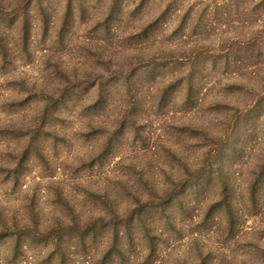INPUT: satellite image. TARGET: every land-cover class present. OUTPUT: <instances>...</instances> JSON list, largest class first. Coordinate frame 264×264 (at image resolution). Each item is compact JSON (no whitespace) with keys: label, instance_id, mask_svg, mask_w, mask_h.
I'll list each match as a JSON object with an SVG mask.
<instances>
[{"label":"rangeland","instance_id":"rangeland-1","mask_svg":"<svg viewBox=\"0 0 264 264\" xmlns=\"http://www.w3.org/2000/svg\"><path fill=\"white\" fill-rule=\"evenodd\" d=\"M208 1L0 0V264H264V16Z\"/></svg>","mask_w":264,"mask_h":264},{"label":"trees","instance_id":"trees-1","mask_svg":"<svg viewBox=\"0 0 264 264\" xmlns=\"http://www.w3.org/2000/svg\"><path fill=\"white\" fill-rule=\"evenodd\" d=\"M214 2H217V0H212V1L206 2L207 6L205 7V10H206V8L209 7V3H214ZM218 2H220V1H218ZM221 2H223L225 4V6H229V5L235 6L236 7L235 12L237 14L244 15L247 18H249L251 15H254L256 12H259V15L261 17L264 16V9H260V7L264 5V0H221ZM202 3H204V2H202ZM212 7H213V5H212ZM188 13H192V11H189ZM260 32L264 33V26H262V30ZM257 40H258L257 37L253 36L247 40H240V41H237V43L228 44L229 46L224 45L221 47V49H223L225 51H229L231 49V47L237 45L238 46L237 52L246 51L248 49L247 45L251 46V44H247V43H250L252 41H257ZM252 44H254V43H252ZM251 47H253V46H251ZM263 47H264V44H260L259 50H262ZM259 55H260V53H259Z\"/></svg>","mask_w":264,"mask_h":264}]
</instances>
